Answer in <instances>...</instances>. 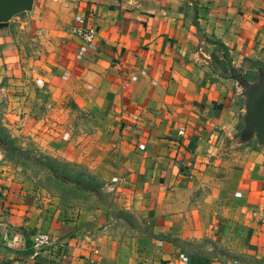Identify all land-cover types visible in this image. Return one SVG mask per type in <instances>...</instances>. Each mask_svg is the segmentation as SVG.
<instances>
[{
	"label": "crops",
	"instance_id": "crops-1",
	"mask_svg": "<svg viewBox=\"0 0 264 264\" xmlns=\"http://www.w3.org/2000/svg\"><path fill=\"white\" fill-rule=\"evenodd\" d=\"M9 30L0 56L30 92L14 103L37 117L28 133L62 141L77 129L114 197L66 219L0 180V264H192L184 242L202 240L217 248L203 264H264V144L238 142L244 97L217 68H264V0H34ZM39 232L67 241V254L35 255Z\"/></svg>",
	"mask_w": 264,
	"mask_h": 264
},
{
	"label": "rangeland",
	"instance_id": "rangeland-1",
	"mask_svg": "<svg viewBox=\"0 0 264 264\" xmlns=\"http://www.w3.org/2000/svg\"><path fill=\"white\" fill-rule=\"evenodd\" d=\"M17 16L20 14L15 17ZM6 30L9 34V28ZM22 35L23 40L29 37L27 34ZM23 47L24 51L28 50L26 43ZM220 55L218 50V56ZM1 60L0 56V124L6 129L0 128V180L18 181L38 198L41 205H47L48 210L59 212L66 219L90 210L106 208L114 197V191L110 189V184L103 178L102 173L91 169L93 157L89 150L86 151L90 142L79 141V131L75 128L71 138L62 141H43L28 133L29 119H34L36 115H28V111L19 110L14 103L24 100L21 97L30 96V92L27 91V94L24 88L19 89L20 86L9 80L10 75H6L8 68ZM218 62L217 68L225 75L231 76L229 67L220 60ZM239 68L247 72L254 69L250 60L244 61ZM35 84L38 87L34 85L32 94H42L44 79L37 78ZM17 96L21 99H16ZM27 99L23 105L27 104ZM88 116L89 114L85 113L81 115L83 118ZM38 117H43L42 110ZM81 145H84V148ZM80 150L86 158L82 162L64 155L66 151L74 157ZM61 151L62 153H59ZM184 246L188 253L204 259H211L217 251L211 240L185 241Z\"/></svg>",
	"mask_w": 264,
	"mask_h": 264
},
{
	"label": "water",
	"instance_id": "water-1",
	"mask_svg": "<svg viewBox=\"0 0 264 264\" xmlns=\"http://www.w3.org/2000/svg\"><path fill=\"white\" fill-rule=\"evenodd\" d=\"M34 0H0V31L9 28L11 20L19 14L31 12ZM223 56L226 58V54ZM230 75L236 79L245 101L244 125L238 142L246 144L256 140L264 144V68L258 67L257 78L248 80L244 72L230 67Z\"/></svg>",
	"mask_w": 264,
	"mask_h": 264
},
{
	"label": "built area",
	"instance_id": "built-area-1",
	"mask_svg": "<svg viewBox=\"0 0 264 264\" xmlns=\"http://www.w3.org/2000/svg\"><path fill=\"white\" fill-rule=\"evenodd\" d=\"M71 32L85 43H91L96 38L95 30L88 27L75 25L72 26ZM110 186H112V184H110ZM32 247L35 255H39L46 250L56 253L59 249L62 250L65 255L69 250V243L56 234L39 232L32 238Z\"/></svg>",
	"mask_w": 264,
	"mask_h": 264
},
{
	"label": "trees",
	"instance_id": "trees-1",
	"mask_svg": "<svg viewBox=\"0 0 264 264\" xmlns=\"http://www.w3.org/2000/svg\"><path fill=\"white\" fill-rule=\"evenodd\" d=\"M217 44L219 45V48L226 54V57L228 60L229 59V53L226 49V46L224 44H221L220 42H217ZM251 63L253 64V67L255 68H258V67H262L263 65L259 62V61H251ZM257 74H258V71H253L251 70L250 72H248L247 74H245V77L248 79V80H253V79H256L257 78ZM244 125V123H243ZM5 126H2L0 124V128L5 130L6 128H4ZM243 128V126H242ZM192 264H203L204 261L202 260V258H199V257H194L192 260Z\"/></svg>",
	"mask_w": 264,
	"mask_h": 264
}]
</instances>
